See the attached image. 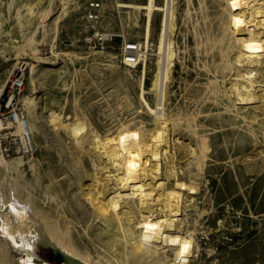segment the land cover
I'll return each instance as SVG.
<instances>
[{
    "label": "rangeland",
    "instance_id": "obj_1",
    "mask_svg": "<svg viewBox=\"0 0 264 264\" xmlns=\"http://www.w3.org/2000/svg\"><path fill=\"white\" fill-rule=\"evenodd\" d=\"M117 1L145 2L0 0V93L19 59L26 68L16 106L27 123L39 127V135L31 139L33 152L28 155L14 144L15 129L0 132V203L8 207L16 202L21 207L27 204L34 224L37 219L41 223L43 215L58 219L89 264H123L120 230H107L91 203L101 190L107 198L117 191V177L112 178L116 173L109 161L101 158L102 149L90 140L96 134L103 142L126 126L131 141H148L154 127L162 126L149 105L167 119L181 113V119L167 127L171 130L170 154L167 151L159 162L162 167L157 179L173 189L180 177L179 181L194 188L193 193L178 191L182 214L174 217L178 233L188 230L192 237L187 257L190 264H264V102L257 100V89L250 92L248 103L229 100L228 95L235 99L231 86L246 81L238 78L245 66L237 63L245 46L230 32L222 36L220 29L223 19L237 20L230 0H167L165 40L171 43L173 56L167 79L157 88L153 87L160 63L156 46L164 12L150 15V47L146 51L142 39L146 11L117 7ZM157 1L158 7L166 3ZM89 2L100 4L95 21L88 18ZM99 34L109 38L99 44ZM207 36L212 44L222 36L220 46L215 43L210 53ZM252 42L262 63L251 80L264 88V40ZM126 43L141 46L132 66L122 60ZM237 111L244 120L238 118ZM32 113L36 119H31ZM51 113L64 125L82 129L75 134L69 129V134L53 129L48 123ZM201 139L208 149L200 159L197 146ZM168 155L175 176H171ZM135 201L124 200L120 211L129 213L127 229L139 239L141 212ZM167 214L157 210L153 215L167 218ZM9 216L14 220L12 213ZM131 243L124 245L131 264H168L171 259L167 247L161 250L168 252L166 256H134ZM36 245L43 259L63 264L40 239ZM8 251L11 261L0 264H18L21 255Z\"/></svg>",
    "mask_w": 264,
    "mask_h": 264
},
{
    "label": "bare ground",
    "instance_id": "obj_2",
    "mask_svg": "<svg viewBox=\"0 0 264 264\" xmlns=\"http://www.w3.org/2000/svg\"><path fill=\"white\" fill-rule=\"evenodd\" d=\"M156 1L157 0H145L144 4L141 5H134L135 3L130 4V3H122V2L118 3V1L116 2L117 7L135 8L146 11L147 20L142 34V39L144 44L143 46L146 48V51L150 47L149 46V37H151L150 15L152 12L155 11L164 12V15H161L162 16L161 28L159 31V36L157 38L158 43L156 46V50H157L156 54L158 58L160 57V63L158 62V70L155 76L156 78L153 83V87L155 88H157L158 85H160L163 81L167 79L168 69H169L168 66L171 64L172 61L171 58L173 56V52L170 47L171 43L165 40V33L168 28V26L166 28L168 21L167 20L168 1L165 0L166 1L165 5L161 7L156 6ZM228 4L230 5L231 10L234 12V14L237 15L238 17L237 20H233L232 18H228L227 20L223 19V21H221L220 24V29L221 32L224 31V33H222V36H224L225 33L230 32L234 37H238V39L237 38L236 39L239 43L244 44L245 46L244 49H242L241 52L239 51L240 54L239 57H237L239 58L237 60V63L242 62L245 66V70L237 74H238V78L241 77L243 80L246 79L244 83L236 82L231 86L232 88L230 90L231 93L235 95V99L232 100L231 96L228 95L229 100L231 102H235V100H239L248 103L247 101L250 100V95H251L250 92L255 93V90L257 89L256 92L260 93L256 97L257 100L262 99V102H264L263 85L257 86V81L251 80V78L253 77L252 74L254 72L260 71L261 69L260 66L262 63L260 57L258 56L259 53L257 52L256 45L252 41L254 40L257 41L260 38H263L264 40V0H230ZM60 15L61 14H59L56 17V19L54 20V24L57 23V20L59 19ZM222 36L219 39L216 38L213 44L211 43L212 40H210V38L207 36L206 40H208V44L206 50L208 51V53L211 52L212 46L215 43H218V46H220V44L222 43ZM152 37L154 36L152 35ZM126 45H128V43H126ZM136 48L140 50L141 46L137 44ZM175 53H174V57H175ZM163 63H164V69H163ZM140 75L141 74H139V76ZM144 103L147 104L146 101ZM148 109L154 115L156 116L158 115L157 118L160 120L159 124L162 125V126L154 127L152 133H150L149 135V138H147L148 141H144V139L131 141L130 131L126 126H122L120 129L117 130L115 136L107 137L103 142L100 141L101 138L98 139V136L96 134L94 136L93 134L90 143L92 145L96 144L99 146V148L102 149L101 153L103 157L101 158L107 159V161H109V164L111 165V168H113V171L116 173L112 175V178L113 176L117 177L115 178V182L117 183L116 185L118 188L117 191H114L113 193L111 192L112 194L109 198H107L108 194H106L104 190H101L100 192H98V195L92 200L91 203L98 217H100L103 220V222L106 224L105 226L107 227V230L112 232L113 227H116L117 230L118 229L120 230L119 232L120 236H118V238L122 243V246L120 247H121V256L123 259V264L132 263L128 259L129 255L127 253V250H125L126 248L124 249V247H127L128 249L127 245L124 246L128 242H132L130 246L131 249L130 248L129 249L131 250L130 253L133 252L132 255L134 256L142 257V255H144L145 253H152L153 255L158 253L161 256H166L168 252L165 253L164 251L161 250L167 247L170 249L169 256L171 257L170 261L169 260H168L169 262L167 261L168 264H190L189 259H187V257L190 254V247L192 246V237L188 233L189 232L188 230L186 233L182 235L178 233V231L176 230L178 225V219H174V217L180 216L182 214L181 213L182 204L180 200L181 194H179L178 191L181 192V190L187 189L188 191H190V193H193L192 190L194 188L186 186V184L181 182L182 180L179 181L180 177L179 179L176 180V183L174 185V188L177 190H174V188L172 189V187L171 189H167L165 187L166 185L164 186L165 183L163 184L159 182V179H157L159 170L162 167V164L160 165L159 162L161 161V159L163 160V158L166 157L167 151L169 147H171L169 146L170 141L168 140L171 130L170 128L167 127H169L170 125L173 126L176 120H180L181 113L177 112L176 114H174L173 118L167 119L165 118L164 115L160 116L161 112L159 111V109L157 108L151 109L149 105H148ZM53 113H51L48 121V123H50V126H52L53 129L63 130L66 133H68L67 131L69 129L70 132L73 134L77 133L82 129V128H75V126L68 127V125L66 124L64 125L61 121H59V116L57 117V115H54ZM236 114L238 118L244 120L243 116L240 115L239 111H237ZM33 117H34V113H32L31 119H33ZM34 118L36 119V117ZM166 122L168 123L165 124ZM3 128H5L4 123L0 121V130ZM27 134L28 136L30 135L31 139L39 135V127L38 126L34 127L32 121L31 124L29 122L27 123ZM77 146L78 148L81 149L79 145ZM197 149L199 150L198 151L200 155L199 158L200 159L203 158L205 151L208 149L206 146L205 139H201L199 141ZM194 150L195 149H193V152ZM168 154H170L169 151ZM167 158L171 163L169 166L170 170H172L173 172V175L171 176H175V174L177 173L174 172V166L171 160L172 158L171 155H168ZM135 199L137 200V202L135 201ZM124 200H130L132 202L135 201L138 204L139 208L138 207L137 208L139 212H141V219L138 221V225L141 230L139 239H134L133 238L134 236L132 237V233L130 232V229H127L128 217L126 216L129 213L126 211L123 212L120 211L121 210L120 204L121 202H124ZM0 207H1V211H0V238H1L0 261L1 262L8 263L9 260L11 261V257L10 256L8 257L7 255L9 253L8 248H10L21 255V257L18 259L19 260L18 264H51L49 261L43 259L38 253L36 243L38 239H40L41 244L52 248L53 252L56 255L64 256L63 264L90 263L88 262L89 260L88 258H87L88 260L86 261L85 257L81 255L79 252H77V249L70 240L68 233L61 228L58 219H53L43 215L40 217L41 223L38 224L39 219H37L38 221L36 220L38 224L37 225L36 222L34 224L35 219L34 220L30 219L31 217L30 215L32 214H30L31 212L28 211L27 204H24V207H21L16 202L14 204L10 203L8 207V205L4 203V205L1 204ZM158 207L159 209H157ZM157 210L160 211L165 210L166 212L168 211L167 216L169 215V217L167 216H166L167 218L155 217L153 214L157 212ZM135 211H137V209ZM9 212L13 214L14 220L10 219ZM30 223L31 226H29ZM179 223H181V219H179ZM7 241L9 242V247L6 243ZM115 245L116 242L112 244L111 249Z\"/></svg>",
    "mask_w": 264,
    "mask_h": 264
},
{
    "label": "built area",
    "instance_id": "obj_3",
    "mask_svg": "<svg viewBox=\"0 0 264 264\" xmlns=\"http://www.w3.org/2000/svg\"><path fill=\"white\" fill-rule=\"evenodd\" d=\"M88 18L92 21L98 18L97 11L100 10V4L89 2ZM109 35L99 34L96 41L103 44L107 41ZM139 49L134 44L124 45L122 48V60L126 66H132L138 58ZM26 66L22 61H16L14 67L9 74L3 90L0 93V121L4 123L3 129H15L13 141L17 145L18 150L23 155H28L33 152L31 137L27 134V122L23 113L18 109L16 104L24 87V70ZM18 131V132H17Z\"/></svg>",
    "mask_w": 264,
    "mask_h": 264
},
{
    "label": "water",
    "instance_id": "obj_4",
    "mask_svg": "<svg viewBox=\"0 0 264 264\" xmlns=\"http://www.w3.org/2000/svg\"><path fill=\"white\" fill-rule=\"evenodd\" d=\"M52 253H53V252H52ZM53 254H55V253H53ZM59 256H60V255H59ZM60 257H61V258L63 259V261H64V256L61 255ZM48 260H51V259H48Z\"/></svg>",
    "mask_w": 264,
    "mask_h": 264
},
{
    "label": "crops",
    "instance_id": "obj_5",
    "mask_svg": "<svg viewBox=\"0 0 264 264\" xmlns=\"http://www.w3.org/2000/svg\"><path fill=\"white\" fill-rule=\"evenodd\" d=\"M51 263V261H49ZM52 264V263H51Z\"/></svg>",
    "mask_w": 264,
    "mask_h": 264
},
{
    "label": "trees",
    "instance_id": "obj_6",
    "mask_svg": "<svg viewBox=\"0 0 264 264\" xmlns=\"http://www.w3.org/2000/svg\"><path fill=\"white\" fill-rule=\"evenodd\" d=\"M50 261V260H49ZM51 263H52V261H51ZM53 264V263H52Z\"/></svg>",
    "mask_w": 264,
    "mask_h": 264
}]
</instances>
